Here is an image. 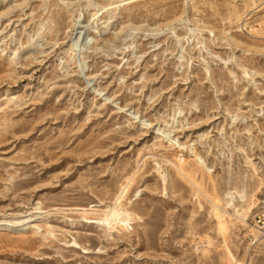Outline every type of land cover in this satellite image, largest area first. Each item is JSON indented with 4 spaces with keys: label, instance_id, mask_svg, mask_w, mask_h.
<instances>
[{
    "label": "rangeland",
    "instance_id": "obj_1",
    "mask_svg": "<svg viewBox=\"0 0 264 264\" xmlns=\"http://www.w3.org/2000/svg\"><path fill=\"white\" fill-rule=\"evenodd\" d=\"M263 198L264 0H0V264H264Z\"/></svg>",
    "mask_w": 264,
    "mask_h": 264
},
{
    "label": "bare ground",
    "instance_id": "obj_2",
    "mask_svg": "<svg viewBox=\"0 0 264 264\" xmlns=\"http://www.w3.org/2000/svg\"><path fill=\"white\" fill-rule=\"evenodd\" d=\"M75 45L76 46L79 45L78 41L75 43ZM177 170L178 171L180 170L179 166H177ZM181 175L187 177L192 184H195V182L191 178H189V176L186 172H183ZM126 188H127V186L123 187L121 193L116 198L115 205L113 207L109 208L108 211L106 212V217H107L108 221L113 219L115 223H126L127 222L125 210L120 206L122 198L124 197V192L126 191ZM240 195H241L240 197H242V198L245 197L244 193H240ZM232 198L229 199V201H228L229 204L232 202ZM255 202H256L255 199H253L252 204H255ZM246 215L247 214H245V216ZM31 218L32 217H26V218H21V219L1 218L0 219V230L3 227H9V228L15 230L17 227H19L21 225H28L31 221L33 222V219H31ZM35 226L36 225H34L33 227H35Z\"/></svg>",
    "mask_w": 264,
    "mask_h": 264
},
{
    "label": "built area",
    "instance_id": "obj_3",
    "mask_svg": "<svg viewBox=\"0 0 264 264\" xmlns=\"http://www.w3.org/2000/svg\"><path fill=\"white\" fill-rule=\"evenodd\" d=\"M254 227L258 232L264 233V198L259 203L253 219Z\"/></svg>",
    "mask_w": 264,
    "mask_h": 264
}]
</instances>
